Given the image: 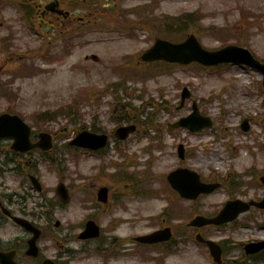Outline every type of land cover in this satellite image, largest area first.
<instances>
[{
    "label": "rangeland",
    "instance_id": "374dc122",
    "mask_svg": "<svg viewBox=\"0 0 264 264\" xmlns=\"http://www.w3.org/2000/svg\"><path fill=\"white\" fill-rule=\"evenodd\" d=\"M3 1L0 114L11 110L36 132L41 129L54 136L51 157L71 201L66 206L57 204V173L35 153L24 160L37 167L28 170L43 188L36 193L24 173L14 172L9 163L12 157L5 151L8 143L0 141V205L44 230L49 239H42L39 248L45 257H56L62 264H213L207 250L191 239L194 234L183 225L197 215H217L230 200L264 197L258 181L264 176L262 78L237 66L190 65L165 73L161 64L137 70L131 64L162 35L152 25L181 22L185 15H194L188 34H194L205 51L243 47L264 64V0H118L117 12L100 26L104 29L86 30L74 40L75 47L53 35L51 44L43 46L42 35L32 26L37 12L26 20L24 10ZM38 1L29 0L33 6ZM148 19L153 21L149 27ZM110 22L137 25L152 35L136 30L129 36ZM46 53L51 61L42 59ZM91 56L98 61L86 60ZM183 90L188 97L181 105ZM193 105L211 128L195 133L167 129L189 117ZM128 123L136 125V133L123 143L111 138L103 160L67 152L66 144L81 131L113 135ZM244 125L247 132L241 131ZM156 131L160 144L153 140ZM178 145L185 147L184 162L177 158ZM178 168L194 171L209 183L220 182L222 188L196 202L175 199L165 177ZM100 187L109 189L105 207L94 205ZM89 219L100 226L101 236L81 242L77 237ZM164 226L174 231L177 247L173 252L148 249L142 250L140 258L130 256L138 247L129 238ZM201 236L225 245L226 261L239 258L244 244L264 240V211L252 209L235 224L205 228ZM27 238L0 211V247H20Z\"/></svg>",
    "mask_w": 264,
    "mask_h": 264
},
{
    "label": "water",
    "instance_id": "95a60500",
    "mask_svg": "<svg viewBox=\"0 0 264 264\" xmlns=\"http://www.w3.org/2000/svg\"><path fill=\"white\" fill-rule=\"evenodd\" d=\"M59 14H63L59 12ZM93 61H96V57H92ZM141 61L144 63L154 62H165L168 64H178L182 66L190 65L192 63H198L205 67H215L221 64H232V65H244L247 66L263 77V88H264V65L256 61L251 54L242 48L235 46L226 47L220 51L209 53L202 49L197 39L190 35L181 44H171L166 41L156 40L154 46L141 56ZM188 97L187 92H183L182 101ZM211 123L206 120L199 118L197 110L194 109V114L181 121L179 124L174 125L172 128H187L191 132H196L203 128L210 127ZM243 131H247V128H242ZM135 131L134 127L122 128L117 132V137L120 140H124L129 134ZM31 128L27 126L22 120L16 116L0 115V140H12L11 150L19 153L29 152L34 149H39L43 152H49L52 149V139L48 134H39V141L35 144L30 141ZM107 138L106 136H95L88 132L80 133L71 143L70 146H75L83 149L98 150L105 146ZM178 156L180 159L184 158L183 148H178ZM167 180L173 190L179 193L181 198L186 200H196L200 195H208L219 188L218 184H202L199 176L188 170H177L171 173ZM30 181L34 189L38 192L41 191L40 184L33 177ZM260 182L264 185V177L260 178ZM56 194L60 199L66 203L68 201V194L65 187L59 184L56 189ZM98 200L106 202L107 191L103 189L98 194ZM251 207L264 210V199L261 202H249L243 203L240 201L228 202L213 219H205L203 217H197L190 223V226L201 228L204 226H220L226 223L233 222L239 215L247 212ZM14 221L21 225L26 231L33 232L34 238L29 242L28 256L36 257L37 251L35 247L36 240L39 237V231L34 229L29 223L14 219ZM85 234L80 238L91 239L98 236V228L93 222L86 224ZM170 230H163L156 232L148 237L137 239L138 242L145 244H156L159 242H165L170 239ZM197 241L205 243L210 252V256L213 258L216 264L221 263V250L218 245L213 242H205L197 237ZM264 250V242L251 243L245 246L244 251L246 255H254ZM12 256L0 253V264H14L12 262ZM44 264H51L45 262Z\"/></svg>",
    "mask_w": 264,
    "mask_h": 264
},
{
    "label": "flooded vegetation",
    "instance_id": "af4514ba",
    "mask_svg": "<svg viewBox=\"0 0 264 264\" xmlns=\"http://www.w3.org/2000/svg\"><path fill=\"white\" fill-rule=\"evenodd\" d=\"M89 1L90 0H80L81 9L79 10V9H75V6L78 5V3H74L73 0L70 1L69 6L66 4V2L64 0H39L38 4L36 6L37 7V13L39 14V19H38V22H40L39 25L42 27L45 26V29L47 32L52 30L53 24H55L56 22L63 25V22H64L63 18L59 17L55 13H53V12L59 11V10H62L64 12L69 13V16L67 18V19H69L68 22H72V23L77 22L80 25H83L84 21H86L88 23V17L90 15V11L88 9V4L90 3ZM117 1L118 0H107V2H106L105 0H103L104 4L102 5V8H108L109 10L114 11L115 7L117 5ZM98 9H99V6H97V10ZM77 11H79V13H77ZM51 17L54 19L52 20ZM116 212L118 214H120V212H122L120 209V206L116 207ZM115 222H117V221H115ZM116 239L119 240L118 238H116ZM133 239L134 238H131V239L129 238V240L131 242ZM25 250H26V241L22 242L20 247L15 246V247L7 248V249H0L1 252L14 251L15 252L14 260L17 263L18 262L20 263V261H25V262L32 263V264H41L42 261L47 259V257H45V253L42 252L41 249H39L38 257L35 259L27 258L25 256L22 257V253L24 255ZM142 250H145L146 252H148V247L140 248V252H142ZM145 255H147V253H145ZM49 259H51V258H49ZM52 260L55 264L60 263V260L57 259L56 257L52 258Z\"/></svg>",
    "mask_w": 264,
    "mask_h": 264
},
{
    "label": "trees",
    "instance_id": "16d2710c",
    "mask_svg": "<svg viewBox=\"0 0 264 264\" xmlns=\"http://www.w3.org/2000/svg\"><path fill=\"white\" fill-rule=\"evenodd\" d=\"M106 17H108V16H106ZM151 22L152 21L148 20V27L151 24ZM193 23H195L194 15H185L181 22H176L174 20L172 22L168 21V22L159 24L157 27L152 25V28H153V30L158 29L159 33H162V35H160L161 38L169 40L170 37L174 36L175 33H173V32H175V30L184 32L185 33L184 36L186 34H188ZM61 33L66 35L67 33L69 34L70 32L62 30ZM178 35H180V34H178ZM179 41H181V40H179ZM169 68H171V67H169ZM28 71H31V69L28 68ZM169 72H170V69L167 70V73H169Z\"/></svg>",
    "mask_w": 264,
    "mask_h": 264
}]
</instances>
